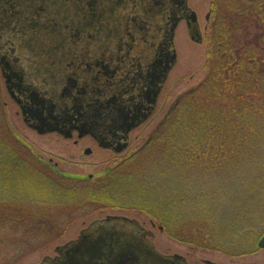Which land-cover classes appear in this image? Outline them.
I'll use <instances>...</instances> for the list:
<instances>
[{
  "label": "trees",
  "instance_id": "obj_1",
  "mask_svg": "<svg viewBox=\"0 0 264 264\" xmlns=\"http://www.w3.org/2000/svg\"><path fill=\"white\" fill-rule=\"evenodd\" d=\"M213 11L205 78L180 95L146 142L95 179L41 162L11 130L0 96V195H18L16 185L30 181L28 204L40 209L68 199L138 210L178 242L229 256L256 252L264 235V0H213ZM253 22L243 45L237 36ZM210 177L226 185L209 187ZM21 204L0 198V211L20 213Z\"/></svg>",
  "mask_w": 264,
  "mask_h": 264
},
{
  "label": "water",
  "instance_id": "obj_2",
  "mask_svg": "<svg viewBox=\"0 0 264 264\" xmlns=\"http://www.w3.org/2000/svg\"><path fill=\"white\" fill-rule=\"evenodd\" d=\"M89 16L102 22V42L90 36L80 47L70 36L75 52L61 47L57 37L48 48L32 42L34 29L54 17ZM183 19L192 40L201 42L198 15L188 0H0V68L7 90L39 133L71 137L77 130L121 152L130 132L153 113L176 65L174 39ZM64 27L80 36L74 25ZM147 236L153 233L136 220L108 216L39 264H188L158 252ZM258 245L264 249V236Z\"/></svg>",
  "mask_w": 264,
  "mask_h": 264
},
{
  "label": "rangeland",
  "instance_id": "obj_3",
  "mask_svg": "<svg viewBox=\"0 0 264 264\" xmlns=\"http://www.w3.org/2000/svg\"><path fill=\"white\" fill-rule=\"evenodd\" d=\"M212 2L213 0H189V6L198 14L203 39L201 42L192 40L187 23L182 21L179 24L175 33L177 63L169 73L154 112L131 132L130 146L124 152L113 153L102 149L89 136L79 138L74 134L72 138H67L56 131L41 134L28 127L23 120L19 105L7 91L0 68V96L11 130L31 145V149L39 157L57 164L64 173L79 177H85L88 174L96 175L94 179L104 174L108 168L114 167L131 151L146 142L175 106L180 95L197 86L207 75V25L214 19ZM209 13L210 17L206 19ZM256 26L257 24L253 22L245 27L237 36V41L243 45L250 42L256 32ZM87 148H90L92 152L87 154L85 152ZM32 166L36 167L34 164ZM41 170L48 174L50 172L49 169ZM25 182L23 186L16 185L18 195L13 197L9 193L5 196L0 195V198L6 202L27 204V207L20 209V213L8 215L0 211V264H39L45 257H56L57 247L78 239L81 232L93 221L108 216H124L136 220L142 227L153 233L150 237L151 241L160 253L179 254L191 264H206L208 261L218 264H264V250L261 248L249 255L229 256L218 251L178 242L165 230H161L156 220L138 210L111 207L91 209L88 204L83 206L69 204L68 199L66 201L52 199L40 209L37 204H28L30 200L27 198L33 195L32 191L36 187L30 181ZM37 182L34 181L36 184ZM64 184L71 183L68 181ZM205 184L209 187L225 186L226 181L210 177L206 179ZM74 186L80 190L84 187L80 182L74 183ZM82 194L84 195L85 192L83 191L80 195ZM55 203L65 205L53 206ZM25 208L28 210L25 211ZM22 212H24L22 216L26 217L24 221L18 218Z\"/></svg>",
  "mask_w": 264,
  "mask_h": 264
},
{
  "label": "snow or ice",
  "instance_id": "obj_4",
  "mask_svg": "<svg viewBox=\"0 0 264 264\" xmlns=\"http://www.w3.org/2000/svg\"><path fill=\"white\" fill-rule=\"evenodd\" d=\"M101 21L93 19L89 16L87 19L76 18L69 21L57 20L55 17L47 21L44 25L38 26L34 29L33 44L38 48H48L51 46L52 38L57 37L58 43L61 47L65 44L67 49L75 52L76 46L69 41L68 37H72V40H76L80 47H83L88 43V38L93 37L98 43L103 41V36L107 33H101ZM65 24L74 25L80 33L79 37L72 36V28H65Z\"/></svg>",
  "mask_w": 264,
  "mask_h": 264
},
{
  "label": "flooded vegetation",
  "instance_id": "obj_5",
  "mask_svg": "<svg viewBox=\"0 0 264 264\" xmlns=\"http://www.w3.org/2000/svg\"><path fill=\"white\" fill-rule=\"evenodd\" d=\"M186 21V20H185ZM74 134H76L77 135V137H79V138H83V137H87V136H89V137H91L94 141H96V143L98 144V146L99 147H101L102 149H105V150H108V151H111V152H113V153H120V152H117V151H115L114 149H112V148H104V147H102L100 144H99V142L97 141V140H95L91 135H82V136H80V134H79V132H73L72 133V137H73V135ZM18 136V135H17ZM116 137V136H114L113 134H110V138H112V137ZM71 137V138H72ZM21 139V138H20ZM114 139V138H113ZM22 141H23V139H21ZM88 149V148H87ZM86 149V150H87ZM86 150H85V152H86ZM42 161H44L45 163H47L48 164V166L50 167V168H52V169H54V170H59V172H62V170L61 169H59V167H58V165L57 164H52V161H46V160H44V159H42L41 157H39ZM103 219H105V218H103ZM130 219V218H129ZM160 229L161 230H163V228L162 227H160ZM148 240H149V238H150V236H147L146 237ZM151 239V238H150ZM131 240H134V237L133 238H131ZM164 255H166V256H181V255H179V254H164ZM184 260H185V262L186 263H188V264H191V263H189L183 256H181ZM175 262H177V261H175ZM173 263V264H177V263ZM206 264H218V263H216V262H212V261H208Z\"/></svg>",
  "mask_w": 264,
  "mask_h": 264
}]
</instances>
